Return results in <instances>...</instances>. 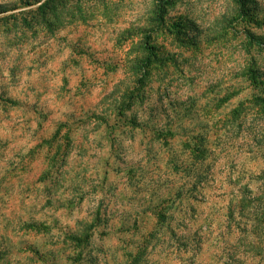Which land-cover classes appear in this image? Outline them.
Returning a JSON list of instances; mask_svg holds the SVG:
<instances>
[{
    "label": "rangeland",
    "instance_id": "rangeland-1",
    "mask_svg": "<svg viewBox=\"0 0 264 264\" xmlns=\"http://www.w3.org/2000/svg\"><path fill=\"white\" fill-rule=\"evenodd\" d=\"M43 1L0 13V264H264V0H167L122 114L156 0Z\"/></svg>",
    "mask_w": 264,
    "mask_h": 264
},
{
    "label": "trees",
    "instance_id": "trees-1",
    "mask_svg": "<svg viewBox=\"0 0 264 264\" xmlns=\"http://www.w3.org/2000/svg\"><path fill=\"white\" fill-rule=\"evenodd\" d=\"M57 1L61 0H44L38 5L36 10L42 12L44 15L48 11H55L56 7L59 8V6H55V2ZM40 2L41 0H21L20 4L4 6V10H1L0 13H6L22 7L34 6ZM155 6L149 18L150 26H130L123 29L117 36L116 44L118 46L124 48L126 45L130 44V49L137 53V56L132 60L120 64L127 70L128 76L132 79V84L127 86L122 96H120L122 100L118 101L119 106L118 104L116 105L118 109H120V106L123 104L125 105L123 110H126V107L130 109L132 101L136 100V98L139 100L143 99L145 93L144 89L148 86L147 84H149L154 71L157 70L159 75L163 74L162 78L163 81H165L171 65H175L174 62L176 59L172 58V52L163 51L162 45L159 44L157 40L160 33L170 29L164 27L169 4L167 0H156ZM44 9L47 12H44ZM240 13L243 14V10H240ZM3 17L0 18V21L5 19ZM45 19L47 18L45 17ZM48 21L49 20H46L47 23ZM125 99L126 101H124ZM118 112H121V114L124 113L122 110Z\"/></svg>",
    "mask_w": 264,
    "mask_h": 264
}]
</instances>
